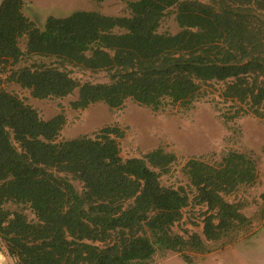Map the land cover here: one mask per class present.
I'll list each match as a JSON object with an SVG mask.
<instances>
[{"label": "trees", "instance_id": "1", "mask_svg": "<svg viewBox=\"0 0 264 264\" xmlns=\"http://www.w3.org/2000/svg\"><path fill=\"white\" fill-rule=\"evenodd\" d=\"M120 1L128 2L130 16L79 11L51 16L38 28L24 15L22 0H5L0 64L23 58V37L29 56L56 60L19 67L9 79L37 99L63 98L78 89L75 110L99 102L119 108L130 98L155 111L165 102L188 108L202 97V86L214 81L227 82L226 96L264 108V27L257 29L250 19L255 7L264 12V0ZM171 8L179 31L162 33ZM68 66L105 70L111 81L82 84ZM2 85L0 78V231L17 264H146L158 249L206 250L199 235L186 240L173 232L189 203L183 187L160 181L175 154L159 148L145 158L124 159L118 143L123 133L115 127L59 141L63 115L43 120ZM186 174L208 207V241L249 223L225 195L254 181L252 159L233 152L217 167L192 159ZM8 204L22 208L10 211Z\"/></svg>", "mask_w": 264, "mask_h": 264}, {"label": "rangeland", "instance_id": "2", "mask_svg": "<svg viewBox=\"0 0 264 264\" xmlns=\"http://www.w3.org/2000/svg\"><path fill=\"white\" fill-rule=\"evenodd\" d=\"M22 1L24 15L38 28H43L51 16L64 18L79 11H97L117 17L131 14L128 2L120 0ZM198 1L212 3V0ZM174 10L175 8H171L167 12L160 32L176 34L179 31ZM251 13L250 19L255 27H264V12L255 7ZM116 32L123 31L116 29ZM19 47L24 56L18 63L8 59V63L0 64L2 86L7 92L17 95L34 107L43 120L63 115L66 123L59 141L94 135L107 127H115L123 133L118 138V143L124 159L145 158L148 153L159 148L176 155L169 171L160 177L163 186L175 189L183 187L189 196V203L182 210V218L173 226V232L186 240L192 235H199L206 250L173 252L158 249L146 264H189L184 255L192 264H264V108H256L238 98L226 96L227 82L214 81L202 86V97L197 98L188 108L180 103L165 102L162 108L155 111L130 98L119 108H111L104 102H99L86 109L75 110L71 103L77 100L78 89L63 98L37 99L28 89L21 88L9 79L12 71L19 67L56 61L29 56L26 37L19 40ZM67 69L70 76L82 84H108L111 81L110 73L105 70L91 71L73 66H68ZM233 152L245 154L255 163L254 181L242 184L225 195L227 202L240 206L249 223L220 240L208 241L204 234L208 207L200 203L196 188L186 174V165L195 159L217 167ZM74 183L79 190L82 189L79 181ZM6 208L15 211L21 210L22 206L8 204ZM25 209L22 211L28 219L35 221L36 216L28 208ZM17 260L10 259L9 264H17ZM0 264H8L4 253L0 254Z\"/></svg>", "mask_w": 264, "mask_h": 264}, {"label": "built area", "instance_id": "3", "mask_svg": "<svg viewBox=\"0 0 264 264\" xmlns=\"http://www.w3.org/2000/svg\"><path fill=\"white\" fill-rule=\"evenodd\" d=\"M4 2H5V0H0V11H1V9H2V7H3V4H4ZM2 253H4L5 254V256L7 257V259H8V261L11 259H13L11 256H10V253H9V251H8V246H7V243H6V241H5V239H4V237H3V235H2V233H1V231H0V254H2ZM15 259V258H14Z\"/></svg>", "mask_w": 264, "mask_h": 264}, {"label": "crops", "instance_id": "4", "mask_svg": "<svg viewBox=\"0 0 264 264\" xmlns=\"http://www.w3.org/2000/svg\"><path fill=\"white\" fill-rule=\"evenodd\" d=\"M8 264H9V261H8Z\"/></svg>", "mask_w": 264, "mask_h": 264}, {"label": "clouds", "instance_id": "5", "mask_svg": "<svg viewBox=\"0 0 264 264\" xmlns=\"http://www.w3.org/2000/svg\"><path fill=\"white\" fill-rule=\"evenodd\" d=\"M15 258V257H14Z\"/></svg>", "mask_w": 264, "mask_h": 264}]
</instances>
